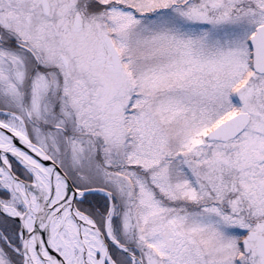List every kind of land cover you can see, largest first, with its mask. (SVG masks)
I'll return each mask as SVG.
<instances>
[{"label":"snow or ice","instance_id":"obj_1","mask_svg":"<svg viewBox=\"0 0 264 264\" xmlns=\"http://www.w3.org/2000/svg\"><path fill=\"white\" fill-rule=\"evenodd\" d=\"M0 264H264V0H0Z\"/></svg>","mask_w":264,"mask_h":264}]
</instances>
